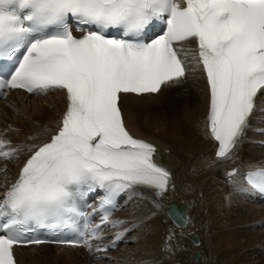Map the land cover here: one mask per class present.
Masks as SVG:
<instances>
[{
  "label": "snow or ice",
  "instance_id": "obj_1",
  "mask_svg": "<svg viewBox=\"0 0 264 264\" xmlns=\"http://www.w3.org/2000/svg\"><path fill=\"white\" fill-rule=\"evenodd\" d=\"M157 22L166 28L147 38ZM113 29L122 31L110 35ZM189 42L195 49L183 47ZM13 58L17 66L10 78L0 76V95L6 88L61 90L67 103L58 130L27 148L13 181L0 169L7 185L0 197V264H16V246L41 243L26 239L32 225L58 229L77 217L84 230L72 243L106 252L128 231L93 247L103 239L101 225L124 223L111 219L116 197L138 187L160 195L171 180L154 160L156 147L126 127L122 96L155 94L186 79L189 67L202 70L216 156L231 159L264 92V0H0V60ZM20 154L0 137V159ZM237 175L230 171V182ZM246 180L249 190L264 194V167L248 171ZM97 190L104 192L100 224L76 205L77 197Z\"/></svg>",
  "mask_w": 264,
  "mask_h": 264
},
{
  "label": "bare ground",
  "instance_id": "obj_2",
  "mask_svg": "<svg viewBox=\"0 0 264 264\" xmlns=\"http://www.w3.org/2000/svg\"><path fill=\"white\" fill-rule=\"evenodd\" d=\"M183 47L195 49L196 46L189 42ZM187 75H189L188 82L162 86L155 94L122 96L120 106L126 127L135 137L155 142L157 152L154 158L169 168L171 173L169 187L163 194L156 196L152 189L145 187H138L134 193H130L135 203L140 206L133 210L127 209L124 214L128 217L141 216L131 237L136 236L137 233L141 235L140 233L144 231L140 236V244L134 245L135 247L131 249V256L141 254L139 257H147L144 264L152 263L150 257L159 253L158 248L161 247L159 245H162L163 240H160L163 234L159 230L163 223L159 226L158 218L161 217L159 214L164 216L167 202L174 199L184 202L188 213V221L178 228H186L191 217L189 211L194 210L195 215L193 213L192 216L199 224L201 223V232L204 230L207 234L206 239H202H205L209 247V264H241L238 259L246 254L242 252L243 250L240 254L236 253L241 250L240 248L248 246L247 249H251L249 253L254 255L262 250V246L254 248L251 246L253 244L246 242L248 237L251 239L252 234L246 235L248 237L245 236L242 241L239 238L245 233L243 231L250 229L246 227L250 222L251 226L257 228L256 230L264 229V201H260L256 197L257 193L249 190L241 181L240 173L232 177V180H238L239 184H231L230 180L227 182V178H229L228 173L236 166L242 167L244 172L247 168L264 165V128L261 122L264 118V98L260 96L259 101L257 100L259 106L251 118L252 127L246 132L247 140L238 147L239 157L236 154L231 159H219L215 156V142L207 130L209 97L206 77L202 70L193 71L191 67ZM187 85H190L189 89H184ZM66 103V96L61 90H50L47 94L38 95L12 89L0 98V131L7 127L2 137L9 136L12 145L21 149V154L11 160L0 159V169L8 170L6 173L8 182L15 179L27 156L30 155L27 148L33 143L47 142L48 138L58 130L66 110ZM45 130H47L46 134L40 135ZM3 180L4 177L0 176V189L7 186ZM187 205L190 207L192 205L194 209L188 208ZM239 210L242 212L238 213ZM149 213H151L150 217L146 216ZM113 214L114 212L111 219L114 218ZM130 223L131 221L123 223L116 230L124 231ZM240 224L244 228L240 229L238 227L241 226ZM254 232L258 231H253V234ZM259 235L258 238H254L255 241L256 238L258 239L256 242L264 239V235L261 237ZM114 237L115 234L106 235L100 242L94 243L93 247ZM127 237L128 235H125L121 241L123 246L128 244ZM198 244L199 242L195 245ZM66 250L71 251L65 252ZM111 251L113 250L97 255L101 257ZM173 252L174 258H179V253L176 250ZM233 252L236 254L232 255ZM14 253L19 264H88L87 254L83 252L82 246L29 244L16 246ZM229 255H232V258L225 261ZM199 257L200 253L196 260L191 259L188 263L197 264L201 260L197 261ZM102 262L103 260H99L97 264ZM255 264H264V257Z\"/></svg>",
  "mask_w": 264,
  "mask_h": 264
},
{
  "label": "rangeland",
  "instance_id": "obj_3",
  "mask_svg": "<svg viewBox=\"0 0 264 264\" xmlns=\"http://www.w3.org/2000/svg\"><path fill=\"white\" fill-rule=\"evenodd\" d=\"M189 75H187V78L186 79H184V80H182V82H183V84L184 83H186V82H188L189 81ZM179 84V83H178ZM186 88H184V89H189V87H190V85H187V86H185ZM264 98V97H263ZM261 122L263 123L262 124V127L264 128V118L263 119H261ZM5 128H7L6 126H5ZM2 129L1 131H0V137H2L4 134H5V130L6 129ZM4 138H6V137H4ZM6 139H9L8 137L6 138ZM243 140V139H242ZM242 140H241V142H242ZM152 142H154V141H152ZM240 142V143H241ZM155 143V142H154ZM236 154H237V156H238V154H240V151H239V148L237 147L236 149H235V156H236ZM239 157V156H238ZM127 197H126V196ZM129 197V198H128ZM128 198V199H127ZM124 199V200H123ZM127 199V200H126ZM192 201H193V199H191ZM187 201V200H186ZM187 202H189V201H187ZM191 202V201H190ZM189 204V203H188ZM140 205H138V204H136L135 203V201H134V199H133V196L131 197V195H130V193L128 194V193H126V194H124L123 196H122V198H121V200H120V205H119V207H118V209L116 210V213H115V215H114V219H119V220H124L125 222L124 223H127V222H129V221H131V223L129 224V227H127V229H128V232L126 231V234L125 235H128V237L126 238V243H128L127 245L125 244L124 246L122 245V242L121 243H119L117 246H119L118 247V249H116L115 251L113 250V251H111V253H106V254H104V255H102L101 257H99V256H96V255H94V254H89V255H87L86 257L88 258V260H87V263L88 264H97L98 263V261L99 260H103V262L101 263V264H144V261H145V259L147 258V257H139L141 254H138L137 256H131V254H132V252H130L131 251V249L132 248H134L137 244H140L139 242H140V236L144 233V231H142V233H140L141 235H138V233L136 234V236L137 237H139L138 239H137V237L136 236H134V237H131L132 236V234H133V232H135V228H136V225H137V223L140 221V218H141V216H138V215H134V216H126L125 214H124V211L126 212V210L128 209H131V210H133V209H137L138 207H139ZM187 206H189L188 208H192V209H194L193 207H192V205H191V207H190V205H187ZM127 210V211H128ZM189 210H191V209H189ZM197 210H198V208H197ZM193 212H191V211H189V215H191V217H189L190 218V221H189V224L186 226V228H178V227H176V226H174L172 223H170V221L167 219V218H163V217H166L165 216V214H164V216H163V214H159V216H161L160 218H158L159 220V226L163 223V225H161V227H163V228H161L160 227V230L159 231H161V234H163V236L160 238V240H162L161 242H162V245L160 244L159 246H161V247H159L158 248V251H159V257H158V259H156L157 258V255H153V256H151L150 257V263L151 264H161V263H163V264H165L166 262V264H190V263H188V261L189 262H191V258H189V256L191 255V251H193L195 248L196 249H198L200 246V248H199V251H200V257H199V259L197 260V261H199L200 259V261L199 262H197V264H209L210 263V259H209V254H210V252H209V247H208V244L206 245V243H205V239H206V237H205V235H207L206 233H205V231L203 230L202 232H201V229H202V227H200L201 226V223L199 224V222L196 220V218L194 217V216H192V214L194 213V210H192ZM240 212H242V210H239L238 211V213H240ZM150 215H151V213H149V214H147L146 216H149L150 217ZM193 215H195V213L193 214ZM238 216L240 215V214H237ZM163 216V217H162ZM193 217V218H192ZM130 218V219H129ZM143 218V217H142ZM162 218V219H161ZM127 219H129V221H127ZM143 219H145V218H143ZM143 219H142V221H143ZM164 219V220H163ZM163 221V222H162ZM254 221V220H253ZM251 223V222H250ZM248 224V226H246V227H249L250 229H246L245 231H243V232H245V233H243L242 234V236L239 238V240H243V238H245V236L246 235H248V236H251L250 234H252V236H251V239H250V237H248V236H246V237H248V241H246V242H250L251 244H253V245H251V246H254V248H260V246H262V250L261 251H257V255H254V254H251V253H249L250 252V250L249 249H247L248 248V246H246V247H243V248H245V249H243V248H240L241 250H238L237 252L236 251H234V252H236V253H238V254H240V252L242 251V252H245V256L243 257V255L242 256H240V259H238V261H240V263L241 264H250V263H257V261L260 259V258H263L264 257V239L261 241V240H259V242H256L258 239V235L259 234H261V236H263L264 235V229H258V230H256L257 228L255 227V226H251V224ZM134 225V226H133ZM241 226H238L240 229H242V227L244 228V226H242V224H240ZM109 226L110 225H106L104 228V230H105V232L107 231L106 229L108 228L109 229ZM131 226V227H130ZM111 229H112V232L113 231H115V230H113V228L112 227H110ZM134 229V230H133ZM179 231V232H178ZM182 231V232H181ZM189 231H190V233H189ZM192 231H196L197 232V234H198V236H199V244L198 245H192V243L191 242H189L190 241V236H191V233H192ZM253 231H258L259 232V234H258V232H254V234H253ZM248 233V234H247ZM159 234H160V232H159ZM161 234L159 235V236H161ZM188 234V235H187ZM202 234V235H201ZM239 234V233H238ZM258 234V235H257ZM254 235V236H253ZM189 236V237H188ZM204 236V237H203ZM260 235H259V237H261ZM189 239H188V238ZM255 237H257L256 238V241H255ZM202 238H205V239H202ZM137 239V240H136ZM253 239V240H252ZM159 240V241H160ZM241 240V241H242ZM247 240V239H246ZM251 240V241H250ZM244 241H245V239H244ZM243 241V242H244ZM254 241V242H253ZM137 242V243H136ZM164 242V243H163ZM177 242V243H176ZM200 242H201V244H200ZM123 243H125V240H124V242ZM191 243V244H190ZM254 243H256V244H254ZM259 243V244H258ZM262 243V244H261ZM180 244V245H179ZM261 244V245H260ZM122 245V246H121ZM135 245V246H134ZM200 245V246H199ZM116 246V247H117ZM115 247V248H116ZM170 247H172V248H170ZM194 247V248H193ZM114 248V249H115ZM123 248V249H122ZM179 248V249H178ZM192 248H193V250H192ZM122 249V250H121ZM176 250L178 253H179V258H174V255L172 254V253H174L173 251L174 250ZM201 249V250H200ZM127 250V251H126ZM157 250V249H156ZM173 250V251H172ZM69 251H71V250H66L65 252H69ZM72 251H74V250H72ZM172 251V252H171ZM190 251V252H189ZM84 252V251H83ZM160 252H162L161 254H160ZM232 253V255L233 254H236V253ZM241 252V253H242ZM115 253V254H114ZM188 253H190V255L188 254ZM260 253V254H259ZM130 254V255H129ZM182 254V255H181ZM160 255H162V256H160ZM173 257H172V256ZM232 255H229L227 258H226V260L225 261H227V260H229V259H231L232 258ZM104 256V257H103ZM94 257V258H93ZM106 257H108V258H106ZM130 257V258H129ZM98 258V259H97ZM108 259V260H107ZM149 260V259H148ZM159 260H160V262H159ZM165 260V261H164ZM242 260V261H241ZM156 261V262H155ZM155 262V263H154ZM176 262H178V263H176ZM205 262V263H204Z\"/></svg>",
  "mask_w": 264,
  "mask_h": 264
},
{
  "label": "water",
  "instance_id": "obj_4",
  "mask_svg": "<svg viewBox=\"0 0 264 264\" xmlns=\"http://www.w3.org/2000/svg\"><path fill=\"white\" fill-rule=\"evenodd\" d=\"M173 205H175V206H177L178 208H180L181 210H183V215L185 214V212H184V204H182V203H177L176 201L171 200L170 203H169V205H168L169 207L166 209V212H167V214L170 216L171 219H173V216H172V211H171L170 208H171ZM184 221H185V215H184V217H183L181 220L177 221V224L181 225V224H183ZM196 240H197V238H196V234L194 233V234L192 235V241L195 242ZM197 255H198V251L195 250V251L192 253V259H195Z\"/></svg>",
  "mask_w": 264,
  "mask_h": 264
}]
</instances>
